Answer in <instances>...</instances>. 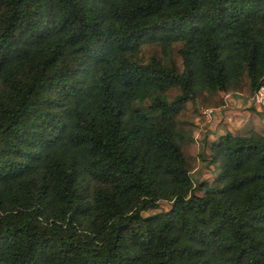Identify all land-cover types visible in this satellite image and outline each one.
Listing matches in <instances>:
<instances>
[{
    "label": "trees",
    "instance_id": "trees-1",
    "mask_svg": "<svg viewBox=\"0 0 264 264\" xmlns=\"http://www.w3.org/2000/svg\"><path fill=\"white\" fill-rule=\"evenodd\" d=\"M263 84L264 0H0V264H264Z\"/></svg>",
    "mask_w": 264,
    "mask_h": 264
},
{
    "label": "rangeland",
    "instance_id": "rangeland-1",
    "mask_svg": "<svg viewBox=\"0 0 264 264\" xmlns=\"http://www.w3.org/2000/svg\"><path fill=\"white\" fill-rule=\"evenodd\" d=\"M241 100L240 99H237L235 97L230 102L229 107L232 108V107H234V105H235V107H237V105H236L237 102H239ZM229 107L226 108V109H224V110L229 109ZM220 111H221V109H217V114H216V117H215V119H214L213 122H208L207 119H206V117H205V119H206V125L207 126H205L202 121H200L198 123L199 130L196 132V135H195V141L197 142L196 143L197 146L200 147V143L199 142L203 139L204 136L208 137L211 140H214L216 137L219 136V133H220L219 131L221 129V126L224 125V123H222V121H219L220 120L219 119L220 116H218L219 115L218 112H220ZM262 113H264V112H262ZM246 119H248L247 115H246ZM241 120H242V118L240 117L239 120H238V122H237V119L233 120V122L234 123L236 122L235 125L240 126V128H241L243 126V123H244V121L242 122ZM261 125L264 126V122L261 123ZM237 130H239V129H232V131H237ZM220 135H222V133ZM204 156L206 157L207 156V153H204ZM192 176L194 177V179L196 181H210L213 178L214 175H213V172H212V169L211 168H203L201 166L199 169H197V170L195 169L192 172ZM169 208H170L169 207V204H167V203H161L160 210L155 211V212H152V214H155V213H158V212L167 211Z\"/></svg>",
    "mask_w": 264,
    "mask_h": 264
},
{
    "label": "crops",
    "instance_id": "crops-1",
    "mask_svg": "<svg viewBox=\"0 0 264 264\" xmlns=\"http://www.w3.org/2000/svg\"><path fill=\"white\" fill-rule=\"evenodd\" d=\"M237 107H229V109L227 110H223L218 112L220 116V120L222 121V123H224V125L221 126L220 129V133L219 135L222 133H226V131L230 130L232 131V129H240V126L235 125L236 122L234 123L233 120L237 119V122L239 120V118H242V122L246 120V115L249 118L251 115V109H254L250 102H247L245 99L237 102ZM258 111H256L257 113ZM258 114H261L260 112ZM238 116V117H237ZM239 124V123H238Z\"/></svg>",
    "mask_w": 264,
    "mask_h": 264
},
{
    "label": "built area",
    "instance_id": "built-area-1",
    "mask_svg": "<svg viewBox=\"0 0 264 264\" xmlns=\"http://www.w3.org/2000/svg\"><path fill=\"white\" fill-rule=\"evenodd\" d=\"M223 100H224V105L221 108V111H223L224 109L228 108L230 105V102L236 97L237 99H244L242 97V95L237 94L236 96H232L230 94L227 93H223ZM251 106L258 112H263L264 111V84L259 88V90L255 93V95L253 96V98L250 101ZM201 114L206 117L208 122H213L216 114H217V110L216 109H212V108H201L200 109Z\"/></svg>",
    "mask_w": 264,
    "mask_h": 264
}]
</instances>
